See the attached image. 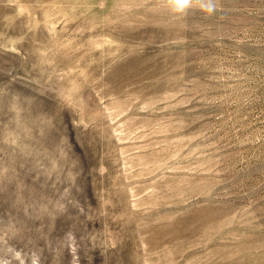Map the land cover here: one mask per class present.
<instances>
[{"label": "rangeland", "instance_id": "374dc122", "mask_svg": "<svg viewBox=\"0 0 264 264\" xmlns=\"http://www.w3.org/2000/svg\"><path fill=\"white\" fill-rule=\"evenodd\" d=\"M0 264H264V0H0Z\"/></svg>", "mask_w": 264, "mask_h": 264}, {"label": "clouds", "instance_id": "9594fccd", "mask_svg": "<svg viewBox=\"0 0 264 264\" xmlns=\"http://www.w3.org/2000/svg\"><path fill=\"white\" fill-rule=\"evenodd\" d=\"M200 9L208 14H212L216 10V0H196ZM193 0H168L171 11L175 13H183L191 7Z\"/></svg>", "mask_w": 264, "mask_h": 264}]
</instances>
